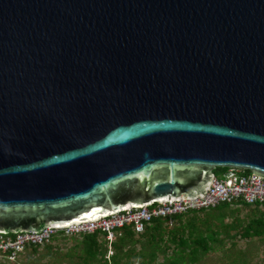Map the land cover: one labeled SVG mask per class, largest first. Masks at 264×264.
Listing matches in <instances>:
<instances>
[{
  "label": "water",
  "instance_id": "water-1",
  "mask_svg": "<svg viewBox=\"0 0 264 264\" xmlns=\"http://www.w3.org/2000/svg\"><path fill=\"white\" fill-rule=\"evenodd\" d=\"M264 176V0H0V233Z\"/></svg>",
  "mask_w": 264,
  "mask_h": 264
},
{
  "label": "trees",
  "instance_id": "trees-1",
  "mask_svg": "<svg viewBox=\"0 0 264 264\" xmlns=\"http://www.w3.org/2000/svg\"><path fill=\"white\" fill-rule=\"evenodd\" d=\"M217 169L224 170L223 174L229 170L227 167H217L214 171L216 172ZM247 171L251 170L247 169ZM223 205L231 208L245 205L258 209L262 204L234 202ZM203 210L190 212L195 214L190 218L195 217L196 220L198 212ZM184 217L185 214H178L166 218H155L147 224L145 231L139 234L135 232L132 224L119 228L116 240L112 244L114 251L111 256H109L107 233L101 230L72 237L56 235L44 245H31L27 249H31L32 255L29 256L31 259H37L34 255L38 253L41 246L48 253L56 254L60 250L59 244L53 245V242L61 238L74 241L73 246L66 253L69 259L67 264H195L214 249V243L221 241L219 239L221 231L218 229L211 231L203 227L201 224L203 222L190 221L189 218ZM230 228L235 230L233 225ZM241 230L240 236L244 239L264 238V214L253 217ZM231 232L229 231V234ZM233 236L235 234H230V237ZM240 256L242 258L236 257L233 263L244 264L245 254L240 253Z\"/></svg>",
  "mask_w": 264,
  "mask_h": 264
},
{
  "label": "built area",
  "instance_id": "built-area-1",
  "mask_svg": "<svg viewBox=\"0 0 264 264\" xmlns=\"http://www.w3.org/2000/svg\"><path fill=\"white\" fill-rule=\"evenodd\" d=\"M234 202L248 204H264V176L244 168H229L221 177L215 175L206 195L202 198L166 200L149 205L131 207L126 210L70 226L46 227L41 232H20L16 234L0 233V253L14 259L24 252L28 246L44 245L56 235L67 237L85 233L103 231L109 241V256L113 254L112 244L116 240L117 230L132 224L136 233L145 231L147 224L155 218H166L190 211L216 208Z\"/></svg>",
  "mask_w": 264,
  "mask_h": 264
},
{
  "label": "rangeland",
  "instance_id": "rangeland-1",
  "mask_svg": "<svg viewBox=\"0 0 264 264\" xmlns=\"http://www.w3.org/2000/svg\"><path fill=\"white\" fill-rule=\"evenodd\" d=\"M223 171L224 170L217 169L215 173L218 177H221ZM187 213H184L185 219L189 218L190 221L203 222L201 223L203 227H207L211 231L217 229L221 231V237L219 236L221 241L214 243V249L203 256L200 262L195 264H235L233 260L236 257H241L240 253L245 254L244 264H264V238L255 237L253 239H244L240 236L243 226L247 225L253 217H259L264 214V204L260 205L258 209L245 205L238 207L233 206V208L227 205H220L216 208L198 212L196 220L195 217L190 218L192 215L195 216L194 213ZM229 225H233L235 230L230 228ZM229 231H232L230 234H235V236L230 237ZM53 243V245L59 244L58 248L60 250H58L56 254L53 252L48 253L43 246H41L38 253L34 255L37 259H31L29 257L32 255L31 249H26L14 259L0 253V264H46L47 262H50V264H67L69 259L66 253L69 251L70 247L73 246L74 241L72 239L63 240L59 238Z\"/></svg>",
  "mask_w": 264,
  "mask_h": 264
},
{
  "label": "clouds",
  "instance_id": "clouds-1",
  "mask_svg": "<svg viewBox=\"0 0 264 264\" xmlns=\"http://www.w3.org/2000/svg\"><path fill=\"white\" fill-rule=\"evenodd\" d=\"M3 234V233H2ZM37 246H39V245H37Z\"/></svg>",
  "mask_w": 264,
  "mask_h": 264
}]
</instances>
